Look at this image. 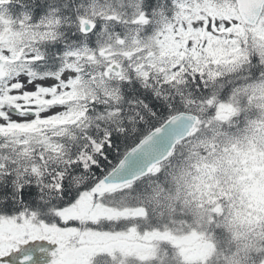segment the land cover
Returning <instances> with one entry per match:
<instances>
[{"label": "snow or ice", "instance_id": "obj_1", "mask_svg": "<svg viewBox=\"0 0 264 264\" xmlns=\"http://www.w3.org/2000/svg\"><path fill=\"white\" fill-rule=\"evenodd\" d=\"M0 264H264V0H0Z\"/></svg>", "mask_w": 264, "mask_h": 264}]
</instances>
